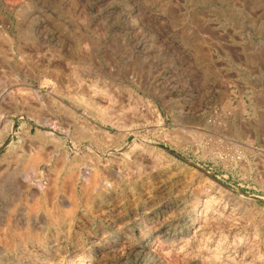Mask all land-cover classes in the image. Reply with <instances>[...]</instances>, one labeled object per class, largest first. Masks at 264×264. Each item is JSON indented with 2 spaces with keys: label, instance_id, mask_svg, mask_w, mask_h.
Listing matches in <instances>:
<instances>
[{
  "label": "rangeland",
  "instance_id": "374dc122",
  "mask_svg": "<svg viewBox=\"0 0 264 264\" xmlns=\"http://www.w3.org/2000/svg\"><path fill=\"white\" fill-rule=\"evenodd\" d=\"M0 264H264V0H0Z\"/></svg>",
  "mask_w": 264,
  "mask_h": 264
}]
</instances>
